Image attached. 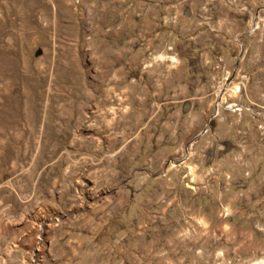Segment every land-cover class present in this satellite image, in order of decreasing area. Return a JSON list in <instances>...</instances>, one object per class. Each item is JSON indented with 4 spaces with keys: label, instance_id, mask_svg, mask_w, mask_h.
I'll return each mask as SVG.
<instances>
[{
    "label": "rangeland",
    "instance_id": "1",
    "mask_svg": "<svg viewBox=\"0 0 264 264\" xmlns=\"http://www.w3.org/2000/svg\"><path fill=\"white\" fill-rule=\"evenodd\" d=\"M263 92L264 0H0V264H264Z\"/></svg>",
    "mask_w": 264,
    "mask_h": 264
},
{
    "label": "built area",
    "instance_id": "2",
    "mask_svg": "<svg viewBox=\"0 0 264 264\" xmlns=\"http://www.w3.org/2000/svg\"><path fill=\"white\" fill-rule=\"evenodd\" d=\"M261 108H262V116H263L262 126H263V130H264V92L262 94V105H261Z\"/></svg>",
    "mask_w": 264,
    "mask_h": 264
},
{
    "label": "bare ground",
    "instance_id": "3",
    "mask_svg": "<svg viewBox=\"0 0 264 264\" xmlns=\"http://www.w3.org/2000/svg\"><path fill=\"white\" fill-rule=\"evenodd\" d=\"M237 88V87H236Z\"/></svg>",
    "mask_w": 264,
    "mask_h": 264
}]
</instances>
